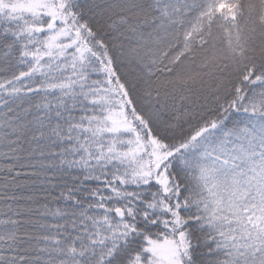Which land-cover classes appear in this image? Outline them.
I'll return each mask as SVG.
<instances>
[{
	"label": "snow or ice",
	"instance_id": "1",
	"mask_svg": "<svg viewBox=\"0 0 264 264\" xmlns=\"http://www.w3.org/2000/svg\"><path fill=\"white\" fill-rule=\"evenodd\" d=\"M0 264H264V0H0Z\"/></svg>",
	"mask_w": 264,
	"mask_h": 264
}]
</instances>
